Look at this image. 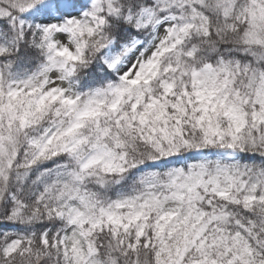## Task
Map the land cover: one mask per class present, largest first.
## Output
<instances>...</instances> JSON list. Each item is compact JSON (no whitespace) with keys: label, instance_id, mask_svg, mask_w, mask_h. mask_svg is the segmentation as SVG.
Wrapping results in <instances>:
<instances>
[{"label":"snow or ice","instance_id":"6c2138e0","mask_svg":"<svg viewBox=\"0 0 264 264\" xmlns=\"http://www.w3.org/2000/svg\"><path fill=\"white\" fill-rule=\"evenodd\" d=\"M0 264H264V0H0Z\"/></svg>","mask_w":264,"mask_h":264}]
</instances>
